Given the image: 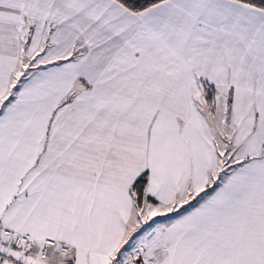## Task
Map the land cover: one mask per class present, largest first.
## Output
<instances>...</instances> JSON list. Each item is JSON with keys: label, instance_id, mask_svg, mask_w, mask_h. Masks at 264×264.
<instances>
[{"label": "snow or ice", "instance_id": "6c2138e0", "mask_svg": "<svg viewBox=\"0 0 264 264\" xmlns=\"http://www.w3.org/2000/svg\"><path fill=\"white\" fill-rule=\"evenodd\" d=\"M0 264H264V0H0Z\"/></svg>", "mask_w": 264, "mask_h": 264}]
</instances>
